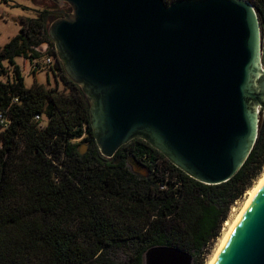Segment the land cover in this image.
Here are the masks:
<instances>
[{
    "label": "water",
    "instance_id": "1",
    "mask_svg": "<svg viewBox=\"0 0 264 264\" xmlns=\"http://www.w3.org/2000/svg\"><path fill=\"white\" fill-rule=\"evenodd\" d=\"M53 55L85 96L95 146L140 138L202 183L231 177L264 114V36L248 0H50ZM81 151V149H78ZM153 244L142 264H190ZM212 264H264V182Z\"/></svg>",
    "mask_w": 264,
    "mask_h": 264
},
{
    "label": "trees",
    "instance_id": "2",
    "mask_svg": "<svg viewBox=\"0 0 264 264\" xmlns=\"http://www.w3.org/2000/svg\"><path fill=\"white\" fill-rule=\"evenodd\" d=\"M248 1L264 36V0ZM49 2L19 17L18 31L0 45V72L3 61L12 70L0 82V107L10 119L0 130V264H142L143 250L160 243L201 264L229 205L264 164V114L245 160L215 184L185 174L140 138L100 155L85 96L60 62L54 57L47 67L61 90L34 79L25 86L14 63L15 56L30 62L53 53L46 26L56 14L48 10L69 7ZM39 44L47 48L40 52Z\"/></svg>",
    "mask_w": 264,
    "mask_h": 264
},
{
    "label": "rangeland",
    "instance_id": "3",
    "mask_svg": "<svg viewBox=\"0 0 264 264\" xmlns=\"http://www.w3.org/2000/svg\"><path fill=\"white\" fill-rule=\"evenodd\" d=\"M49 1L50 0H0V45H2L7 40V38H9L14 33H16V31H18V27H19L18 18L19 17L21 16L29 17L33 15L34 8L48 6L50 5ZM58 6L59 7L62 6V3H59ZM36 48L40 50V52H43L45 48H47V45L39 44L38 47ZM42 54L36 57L39 63H41V60L44 57V55ZM32 61L29 62L28 59H23L20 56L14 57V63H16L19 66V70L23 78L22 82L25 86L29 85L32 79H34L35 81L43 85H46V86L55 85L57 90L63 89L62 88L63 86L59 82V79L51 73V71L48 69L47 66L39 64L38 67H36L32 72L30 68ZM2 64L5 65V67L3 66L4 72L2 71L3 74H0V80L6 78L4 74L5 70H7L8 76H10V70H9L10 65L7 64L6 61H3ZM46 76H47V79H46ZM85 145H86L85 141H79V143L77 144V149H81L83 151ZM128 166L131 168V170L134 169V170L141 171V167L137 165L130 163L128 164ZM263 169H264V164L260 167L258 173L259 172L261 173ZM256 175L252 179V182H250L251 184L259 176V175L258 176ZM243 197H244V193H241V195L238 198H235L232 201V203L229 205L228 213H226V217H225L226 219H230L232 215L236 212V210L238 209V207L240 206L243 200ZM232 206L234 207V209L232 208ZM222 222H221L220 229H219L217 236L203 247L204 257H203L201 264H205L206 261L209 260L210 258L211 253L214 249V246L218 241L219 235L222 232L224 221ZM190 264H192V255H191Z\"/></svg>",
    "mask_w": 264,
    "mask_h": 264
},
{
    "label": "bare ground",
    "instance_id": "4",
    "mask_svg": "<svg viewBox=\"0 0 264 264\" xmlns=\"http://www.w3.org/2000/svg\"><path fill=\"white\" fill-rule=\"evenodd\" d=\"M263 182H264V169L261 171V173L256 178V180L245 190L243 200L240 206L238 207V209L236 210V212L232 215L230 219H225L222 232L219 235L218 241L214 246V249L211 253L209 260H207L205 264H212V261H214L220 246L223 244L224 240H226L227 236L230 233V230L234 227L239 215L243 212L250 198L253 197L255 191L257 190V188H259V186ZM232 208L234 209L233 206Z\"/></svg>",
    "mask_w": 264,
    "mask_h": 264
},
{
    "label": "built area",
    "instance_id": "5",
    "mask_svg": "<svg viewBox=\"0 0 264 264\" xmlns=\"http://www.w3.org/2000/svg\"><path fill=\"white\" fill-rule=\"evenodd\" d=\"M167 1H171V0H166V2ZM33 60V61H32ZM53 60H54V55H53V53L52 54H45L44 55V57L42 58V60H41V63H39V61L36 59V58H33V59H31V61H32V63H31V69H35L36 67H38V65L39 64H41V65H45V66H48V65H50V64H52L53 63ZM3 65V64H2ZM4 67H5V65H3ZM7 68V67H6ZM5 68V69H6ZM9 70H10V76H8V72H7V70H5V77L6 78H4V79H2V80H0V82H4L7 78L8 79H10L11 78V74H12V70H11V67L9 68ZM4 72V71H3ZM3 72H0V74H3ZM46 78H47V76H46ZM7 79V80H8ZM12 101H16V98L15 97H12V99H11ZM6 109H4V108H1L0 107V130L1 129H3V128H6L7 126H9V123H10V119H9V116L6 114V111H5ZM33 117L35 118V119H39V116H38V114L37 113H35L34 115H33ZM43 122L44 121H42V123H40V124H43Z\"/></svg>",
    "mask_w": 264,
    "mask_h": 264
}]
</instances>
